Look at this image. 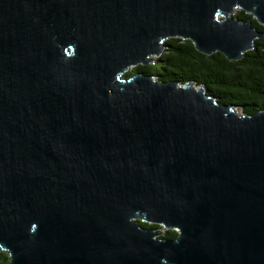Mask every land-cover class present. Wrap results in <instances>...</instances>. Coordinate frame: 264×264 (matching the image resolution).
I'll return each mask as SVG.
<instances>
[{
    "label": "water",
    "instance_id": "obj_1",
    "mask_svg": "<svg viewBox=\"0 0 264 264\" xmlns=\"http://www.w3.org/2000/svg\"><path fill=\"white\" fill-rule=\"evenodd\" d=\"M237 9L264 26V0H0L10 264H264V111L125 76L169 38L243 59L264 31Z\"/></svg>",
    "mask_w": 264,
    "mask_h": 264
},
{
    "label": "trees",
    "instance_id": "obj_2",
    "mask_svg": "<svg viewBox=\"0 0 264 264\" xmlns=\"http://www.w3.org/2000/svg\"><path fill=\"white\" fill-rule=\"evenodd\" d=\"M235 16L244 21L252 19L253 25L264 31V26L250 13L238 9ZM165 45L167 48L155 63L132 67L125 76L143 71L159 81L194 83L219 103L234 105L241 114L264 111V38L257 39L254 49L238 61L229 60L220 52L205 55L191 40L180 37L167 39ZM141 224L158 230L163 228L144 221ZM177 236L176 230L167 229L160 238L176 239ZM10 261V254L1 250L0 264H10Z\"/></svg>",
    "mask_w": 264,
    "mask_h": 264
},
{
    "label": "rangeland",
    "instance_id": "obj_3",
    "mask_svg": "<svg viewBox=\"0 0 264 264\" xmlns=\"http://www.w3.org/2000/svg\"><path fill=\"white\" fill-rule=\"evenodd\" d=\"M238 113L241 114L240 111H238ZM164 230H165L164 228H162L161 230H159L160 234H158L157 237H160L163 234Z\"/></svg>",
    "mask_w": 264,
    "mask_h": 264
}]
</instances>
